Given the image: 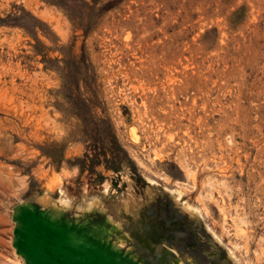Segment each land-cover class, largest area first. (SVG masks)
<instances>
[{
	"label": "rangeland",
	"instance_id": "obj_1",
	"mask_svg": "<svg viewBox=\"0 0 264 264\" xmlns=\"http://www.w3.org/2000/svg\"><path fill=\"white\" fill-rule=\"evenodd\" d=\"M0 20V264H24L22 202L149 264H264V0H0Z\"/></svg>",
	"mask_w": 264,
	"mask_h": 264
},
{
	"label": "water",
	"instance_id": "obj_2",
	"mask_svg": "<svg viewBox=\"0 0 264 264\" xmlns=\"http://www.w3.org/2000/svg\"><path fill=\"white\" fill-rule=\"evenodd\" d=\"M51 209L25 202L13 207L11 245L24 264H149L93 221Z\"/></svg>",
	"mask_w": 264,
	"mask_h": 264
},
{
	"label": "trees",
	"instance_id": "obj_3",
	"mask_svg": "<svg viewBox=\"0 0 264 264\" xmlns=\"http://www.w3.org/2000/svg\"><path fill=\"white\" fill-rule=\"evenodd\" d=\"M1 22H5L6 20H0Z\"/></svg>",
	"mask_w": 264,
	"mask_h": 264
},
{
	"label": "bare ground",
	"instance_id": "obj_4",
	"mask_svg": "<svg viewBox=\"0 0 264 264\" xmlns=\"http://www.w3.org/2000/svg\"><path fill=\"white\" fill-rule=\"evenodd\" d=\"M132 132V131H131ZM134 132V131H133ZM136 136V135H135Z\"/></svg>",
	"mask_w": 264,
	"mask_h": 264
}]
</instances>
